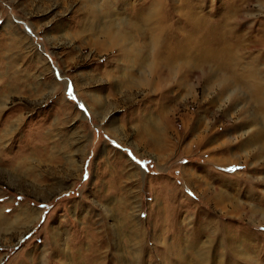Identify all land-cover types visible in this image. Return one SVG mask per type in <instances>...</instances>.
I'll list each match as a JSON object with an SVG mask.
<instances>
[{
  "label": "rangeland",
  "instance_id": "obj_1",
  "mask_svg": "<svg viewBox=\"0 0 264 264\" xmlns=\"http://www.w3.org/2000/svg\"><path fill=\"white\" fill-rule=\"evenodd\" d=\"M0 214V264H264V0H0Z\"/></svg>",
  "mask_w": 264,
  "mask_h": 264
},
{
  "label": "bare ground",
  "instance_id": "obj_2",
  "mask_svg": "<svg viewBox=\"0 0 264 264\" xmlns=\"http://www.w3.org/2000/svg\"><path fill=\"white\" fill-rule=\"evenodd\" d=\"M194 27V26H193ZM195 28V27H194ZM140 30V28H139ZM137 30V31H139ZM142 31V30H141ZM159 31V30H158ZM130 32V31H129ZM193 32V31H192ZM195 32V31H194ZM131 33V32H130ZM139 33V32H138ZM97 34V33H96ZM142 34V33H141ZM155 34V33H154ZM191 34V33H190ZM157 35H160V33L158 34L156 32V36H155V40L158 39V37L160 36H157ZM108 36V35H107ZM163 36V34H162ZM110 37H111V46H115L118 48V52L121 53V56L123 57L124 60H126L127 58L129 59L131 57V55H135L134 53V50L132 49L131 51L129 50H125L123 49L122 47H120V44L122 45L123 42H127V40H129V37L126 35V34H122V32H118V31H112V33L110 34ZM131 37V35H130ZM152 38V37H151ZM168 38V37H167ZM160 39V38H159ZM157 41V40H156ZM161 43V42H160ZM158 43V44H160ZM153 45V44H152ZM175 47L173 49H175L177 51V53L175 55L173 54H170V59L169 57H166L164 58V56H158L157 57L154 55V54H157V52L155 53V51H153L152 53H146V51H148L146 49V51L144 50V52H142L141 48L144 49L143 47H141L139 49V51H137L136 55H138V59L141 60V61H148V59L151 60V69L150 71L148 72L150 75L153 76V79H167L169 77V75H171V73H173L174 75L177 76L178 72H180L183 67L185 66V62L188 60L189 61V64L187 66H189V68H193L192 64H190V54L189 53V49L187 50V54L183 53L182 51H180V49H178V46L177 45H174ZM185 47V46H184ZM188 47V46H187ZM186 47V48H187ZM163 48V47H162ZM159 49V48H158ZM151 50V49H150ZM160 50V49H159ZM166 50V49H165ZM163 52V51H162ZM175 52V51H174ZM186 52V51H185ZM143 53V54H141ZM150 54V55H149ZM162 54V53H161ZM153 55V56H151ZM188 56V58H187ZM156 61V62H154ZM162 62V63H161ZM190 68V69H191ZM165 70V72H164ZM117 71V70H116ZM191 72V73H190ZM139 74V73H138ZM186 74V73H185ZM187 78H191L193 77V72L190 70L188 73H187ZM168 76V77H167ZM186 78V79H187ZM111 80V83L109 85H113L115 87L119 86V87H122L126 90H129L130 88H127V87H131V86H127V81L125 82H115V81H112V79H115L114 76H110L109 78ZM221 79V78H220ZM242 79V78H241ZM191 81V80H190ZM110 82V81H109ZM113 82V83H112ZM229 81H227L225 78H222L221 81L219 82L220 85H226L225 87L227 88V90L223 89L222 92L223 93H227L228 92V88H231V90L229 91V95H234L236 94L237 96L239 95V92H238V87L237 86H234V85H231V83H227ZM246 82V81H244ZM187 83V82H186ZM248 83V82H247ZM117 85V86H116ZM250 87H253V84H248ZM134 86V85H133ZM188 86V85H187ZM258 86V85H257ZM132 88V87H131ZM157 90L158 88H163L161 84H158L156 86ZM254 88V87H253ZM249 91V90H248ZM257 100V98H256ZM260 101V99H258ZM33 212L31 210H20L19 214H17L16 217H18L19 221L20 222H24L27 218L31 217L30 215H32ZM22 215H24V217H21ZM1 214H0V218H1ZM35 218V217H34ZM260 220H264V215H262L260 217ZM16 222V220H14ZM15 222H9L7 219H2L0 220V226L2 224H5L6 223V226L5 227H2L0 228V231L2 230H7L8 228H10L11 225L15 224Z\"/></svg>",
  "mask_w": 264,
  "mask_h": 264
},
{
  "label": "snow or ice",
  "instance_id": "obj_3",
  "mask_svg": "<svg viewBox=\"0 0 264 264\" xmlns=\"http://www.w3.org/2000/svg\"><path fill=\"white\" fill-rule=\"evenodd\" d=\"M236 170H237L236 168L228 169V171H230V172H234Z\"/></svg>",
  "mask_w": 264,
  "mask_h": 264
}]
</instances>
